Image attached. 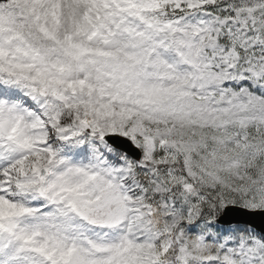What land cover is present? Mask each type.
I'll list each match as a JSON object with an SVG mask.
<instances>
[{
  "label": "snow or ice",
  "instance_id": "obj_1",
  "mask_svg": "<svg viewBox=\"0 0 264 264\" xmlns=\"http://www.w3.org/2000/svg\"><path fill=\"white\" fill-rule=\"evenodd\" d=\"M0 264H264V0H0Z\"/></svg>",
  "mask_w": 264,
  "mask_h": 264
}]
</instances>
